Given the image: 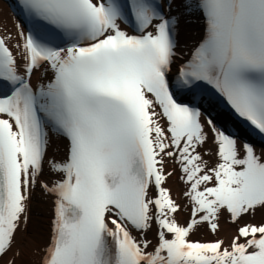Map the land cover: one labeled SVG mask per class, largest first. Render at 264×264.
Returning <instances> with one entry per match:
<instances>
[{"label":"snow or ice","instance_id":"1","mask_svg":"<svg viewBox=\"0 0 264 264\" xmlns=\"http://www.w3.org/2000/svg\"><path fill=\"white\" fill-rule=\"evenodd\" d=\"M5 2L0 264H264V0Z\"/></svg>","mask_w":264,"mask_h":264},{"label":"bare ground","instance_id":"2","mask_svg":"<svg viewBox=\"0 0 264 264\" xmlns=\"http://www.w3.org/2000/svg\"><path fill=\"white\" fill-rule=\"evenodd\" d=\"M5 14L9 17V27H11L10 19L13 18L12 11L7 2L3 4ZM199 21L197 17H185L181 24V32H180V44L182 49H187L190 45V40L193 39V33H199ZM60 142H57L53 147V154L60 155L57 152V149L61 151L63 146H60ZM51 215V199L45 195H43L39 189H37L35 193V199L33 201V209H32V232L36 235L43 234L46 236L47 234V223L48 219ZM228 227L227 225L225 226ZM206 238H212L208 236L206 233H202Z\"/></svg>","mask_w":264,"mask_h":264}]
</instances>
